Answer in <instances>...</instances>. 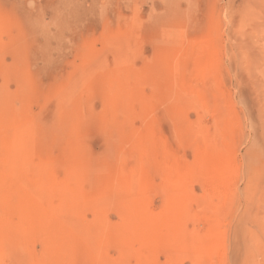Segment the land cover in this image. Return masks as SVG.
<instances>
[{
    "label": "rangeland",
    "instance_id": "obj_1",
    "mask_svg": "<svg viewBox=\"0 0 264 264\" xmlns=\"http://www.w3.org/2000/svg\"><path fill=\"white\" fill-rule=\"evenodd\" d=\"M0 264H264V0H0Z\"/></svg>",
    "mask_w": 264,
    "mask_h": 264
}]
</instances>
